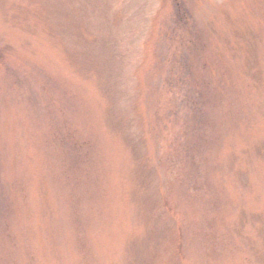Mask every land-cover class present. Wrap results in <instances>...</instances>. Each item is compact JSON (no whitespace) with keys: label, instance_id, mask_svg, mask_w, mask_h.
I'll list each match as a JSON object with an SVG mask.
<instances>
[{"label":"rangeland","instance_id":"1","mask_svg":"<svg viewBox=\"0 0 264 264\" xmlns=\"http://www.w3.org/2000/svg\"><path fill=\"white\" fill-rule=\"evenodd\" d=\"M0 264H264V0H0Z\"/></svg>","mask_w":264,"mask_h":264}]
</instances>
